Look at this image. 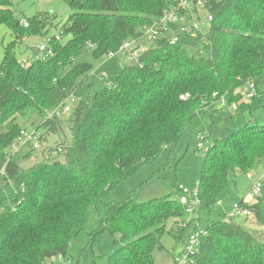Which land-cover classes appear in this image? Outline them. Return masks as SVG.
Returning <instances> with one entry per match:
<instances>
[{"label":"trees","instance_id":"trees-1","mask_svg":"<svg viewBox=\"0 0 264 264\" xmlns=\"http://www.w3.org/2000/svg\"><path fill=\"white\" fill-rule=\"evenodd\" d=\"M63 1L71 12L59 32L49 36L53 54L24 66L19 63L23 56H16L18 41L25 34L45 38L51 22L46 14H34L25 27L13 15L12 1L0 0V24L16 38L4 47L0 62V264H46L49 259L58 264V256L73 264L69 247L98 204L106 212L89 241L101 232L110 234L116 247L106 264H157L153 252L162 248L169 219L177 226L169 232L173 238L182 239L186 232L178 187L147 201L104 198L139 168L169 154L192 118L218 96L238 100L233 90L250 81L262 95L257 85L264 75V0H208L203 11L211 19L203 34L179 33L175 41L166 35L154 38L134 60L117 61L120 68L107 80L100 78L86 98L76 90L87 77L92 79L87 86H94L95 65L123 41L139 39L143 28L176 0ZM185 92L190 97L181 100ZM71 96L77 102H71L67 115L46 118ZM256 103L240 104L231 114L244 117ZM20 117L48 133L66 125L79 169L58 158L21 168L7 151L23 135ZM205 139L197 213L216 202L239 172L247 177L250 169H264V125L253 119L220 138ZM248 180L252 185L253 177ZM259 187L247 205L254 221L225 220V214L208 220L191 264H264V179Z\"/></svg>","mask_w":264,"mask_h":264},{"label":"rangeland","instance_id":"rangeland-1","mask_svg":"<svg viewBox=\"0 0 264 264\" xmlns=\"http://www.w3.org/2000/svg\"><path fill=\"white\" fill-rule=\"evenodd\" d=\"M10 6L13 15L20 20L32 18L34 14L48 15L47 36L57 34L61 24L66 22V19L71 12L69 5L63 0H11ZM205 17V12H202L201 19ZM202 30L208 29V24L203 22L199 25ZM179 32V31H176ZM42 35H23L22 39L18 41L16 48V56L21 57L25 55H34L36 45L43 39ZM16 38L12 31L3 23L0 24V62L4 55V47L14 41ZM65 40L63 39L62 42ZM143 47H148L153 44L151 38L141 39ZM120 68L117 59H105L100 64H96L91 74L94 86L88 87L87 83L92 81L91 78H85L84 83L77 88V94L86 98L88 94L96 90L99 86L98 80L104 79L114 73ZM104 75V76H102ZM107 80V79H105ZM244 88L242 87V90ZM257 90L261 92L256 94L250 102L251 105L257 101L251 112L242 115H232L226 108L220 107L218 102L207 106V112L195 116L194 121H191L183 134L180 142L167 152L161 154L156 160L150 164L139 168L131 176L127 177L122 183L111 188L104 198L105 202H122L129 198L135 201H147L152 198L168 196L175 192L176 187L182 186L192 189L200 179V169L203 161L201 154L209 145V141H204V147L196 151V144L199 141L197 135L199 132H204L207 136L210 135L212 139L220 138L223 133L231 129H238L244 125V120L253 119L259 125H264V75L257 85ZM258 98H260L258 100ZM38 119H35L36 124ZM20 126L23 127L27 134L34 133L30 121L24 120L21 117L17 118ZM33 124V125H34ZM199 130L198 134L196 131ZM38 131V132H37ZM36 140H24L22 136L17 148L13 146L8 148L12 159L22 168L28 167L42 159L58 158L60 161H69V165L75 169H79V161L77 160L74 146L71 143V134L66 125H62L57 133H48L43 127H37L33 134ZM38 143V147L34 148L33 142ZM60 144H64L61 146ZM52 147V151L49 149ZM60 146L61 151L56 148ZM66 146V147H65ZM55 147V148H54ZM59 151L55 153L53 150ZM51 151V152H50ZM58 153H61L58 155ZM249 172L253 175V180H258L260 176H264V169H250ZM251 189V181L247 179L246 173L239 172L236 176L235 182L230 184L223 190L217 201L211 204L209 208L201 207L198 210V221L202 229L208 220L216 219L226 214L233 202H237L244 197ZM97 210H92L84 224V228L73 238V242L69 247V254L72 257L73 264H106L107 255L114 249L112 237L107 231L97 234L92 241H89V233L97 229L100 218L105 216V208L103 204L97 205ZM241 219V218H240ZM237 219V220H240ZM241 221V220H240ZM252 223V222H250ZM249 223V224H250ZM177 226L172 219L166 224V231L160 237L161 249H155L153 255L157 264H173L175 257L179 256L185 241L186 232L182 239L173 238L169 233L171 229ZM51 260L46 261V264H51ZM58 264H65V261L59 260Z\"/></svg>","mask_w":264,"mask_h":264},{"label":"built area","instance_id":"built-area-1","mask_svg":"<svg viewBox=\"0 0 264 264\" xmlns=\"http://www.w3.org/2000/svg\"><path fill=\"white\" fill-rule=\"evenodd\" d=\"M208 0H176V6L170 7L167 10H164L163 15L154 20L150 25L144 27L142 30L139 39L131 38L129 40L123 41L118 49L113 52L110 51L106 58L107 59H117L120 63L130 62L141 52L144 51L147 47H143L141 44V39L151 38L152 40L158 36H169L171 41L177 39V34L184 33L190 37H196L197 34H203L206 30H202L199 25L203 22L209 24L211 17L203 10L206 6ZM202 12H205V17L201 19ZM200 17V18H199ZM20 24L23 26L28 25L26 19L20 20ZM174 25L176 26L174 28ZM179 31V32H176ZM168 37V38H169ZM58 35L54 39H58ZM52 39L49 36L43 38L42 41H39L36 45V50L34 55H26L20 58L19 63L24 66H28L32 60L37 58L46 59L53 54V48L51 47ZM241 88H236L233 91L234 95H240L238 100L228 101L226 95H220L217 97L216 101L220 107L226 108L230 113L238 109L240 104H246L251 101L252 98L256 95V90L253 82H247L245 86ZM217 95V93H214ZM190 97V93L185 92L180 95V99H187ZM71 102L76 103L77 100L74 96L69 97L68 101L63 103L61 106L54 108L52 111L48 112L46 118H52L53 116L61 117L62 115H67L70 108L72 107ZM35 133V130H34ZM34 133L27 134L23 132L22 136H25L24 140L33 141L36 140V137L33 136ZM21 136V138H22ZM206 134L204 132H199L197 135L198 142L196 147L203 148L204 141H206ZM13 143L11 146L14 148L18 147L19 142ZM34 148L38 147L36 141L32 144ZM57 150L60 147L56 148ZM55 151V150H54ZM53 151V152H54ZM253 175L249 172L247 178L251 179ZM263 176H260L258 180H254L251 185L249 192L242 198V202H233V205L230 207L229 211L225 214L224 219H234L241 218L250 221H254L253 212L247 205H250V202L253 201L255 195L258 194L260 187L259 183L263 180ZM179 202L185 206V212L187 217L183 222L182 226L187 230L186 239L183 243L180 255L175 257L173 264H191L193 262V256L198 250L200 243V238L203 234L206 233L205 228H200V222L198 221L197 211H195L200 206V201L198 197L197 183L196 186L192 189L187 187L179 186ZM190 227L188 228V225ZM60 260V257H57Z\"/></svg>","mask_w":264,"mask_h":264},{"label":"crops","instance_id":"crops-1","mask_svg":"<svg viewBox=\"0 0 264 264\" xmlns=\"http://www.w3.org/2000/svg\"><path fill=\"white\" fill-rule=\"evenodd\" d=\"M204 112H207V111H204ZM201 113H202V112H201ZM201 113H198V114L196 115L197 117H199V118H198L199 121H201V116H200ZM194 119H195V118H192L191 121H194ZM199 129H200V128H199ZM199 129H198V130H199ZM198 130H197V131H198Z\"/></svg>","mask_w":264,"mask_h":264}]
</instances>
